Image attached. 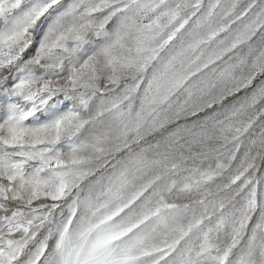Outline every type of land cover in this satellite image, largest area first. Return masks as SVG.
I'll return each instance as SVG.
<instances>
[{
	"label": "snow or ice",
	"instance_id": "6c2138e0",
	"mask_svg": "<svg viewBox=\"0 0 264 264\" xmlns=\"http://www.w3.org/2000/svg\"><path fill=\"white\" fill-rule=\"evenodd\" d=\"M0 264H264V0H0Z\"/></svg>",
	"mask_w": 264,
	"mask_h": 264
}]
</instances>
